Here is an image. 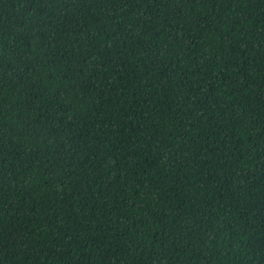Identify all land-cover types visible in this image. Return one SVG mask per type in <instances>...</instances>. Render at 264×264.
I'll list each match as a JSON object with an SVG mask.
<instances>
[{"label": "trees", "instance_id": "trees-1", "mask_svg": "<svg viewBox=\"0 0 264 264\" xmlns=\"http://www.w3.org/2000/svg\"><path fill=\"white\" fill-rule=\"evenodd\" d=\"M0 264H264V0H0Z\"/></svg>", "mask_w": 264, "mask_h": 264}]
</instances>
